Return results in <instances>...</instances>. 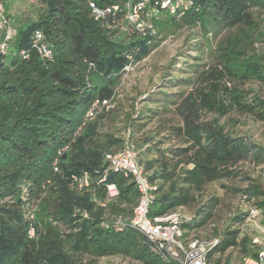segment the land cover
<instances>
[{"label": "trees", "instance_id": "16d2710c", "mask_svg": "<svg viewBox=\"0 0 264 264\" xmlns=\"http://www.w3.org/2000/svg\"><path fill=\"white\" fill-rule=\"evenodd\" d=\"M38 1V16L17 28L4 12L12 38L7 52L0 51V264H98L101 257L117 255L140 264H179L162 261L137 230L117 226L118 218L131 220L140 194L133 177L111 169L105 154L129 145L158 186L150 216L175 210L188 215L182 224L185 244L217 238L208 264H231L233 256L223 259L221 254L232 247L242 258L255 257L264 245L241 234L243 210L230 216L222 234L215 230L194 237L191 232L212 217L217 198L194 216L182 207L196 202L208 184L237 177L243 162L264 163V146L224 120L236 113L264 122V96L247 85H264V49L255 45L264 39L259 27L264 18L252 12L264 8V0H196L175 15L167 12L171 17L163 23L158 22L162 12L154 21L157 34L179 22L198 24L206 32L230 30L213 51L215 63L199 72L195 85L178 96L162 90V100L118 92L123 68L155 46V38L149 42L122 28L128 0ZM91 2L103 9L118 5L119 10L97 18ZM36 30L44 33L51 58L32 47ZM3 37L0 30V41ZM22 50L29 51L27 58ZM95 99H110L112 105L86 120ZM171 105L177 121L161 114ZM153 117L159 123L144 128ZM84 173L90 184L79 186ZM243 174L250 180L245 187H224L255 197L264 209L263 186L247 171ZM110 182L117 185L116 196L108 194ZM30 211L35 220L28 217ZM31 224L35 237L28 232Z\"/></svg>", "mask_w": 264, "mask_h": 264}, {"label": "rangeland", "instance_id": "374dc122", "mask_svg": "<svg viewBox=\"0 0 264 264\" xmlns=\"http://www.w3.org/2000/svg\"><path fill=\"white\" fill-rule=\"evenodd\" d=\"M3 5L4 12L11 15L13 24L17 28L18 25L38 16L40 2L38 0H4ZM252 12L256 19L264 18V8L253 7ZM170 17L171 15L164 11L158 22L163 23ZM259 27L264 30V22H260ZM229 32L230 30L225 27L218 28L217 32L212 29L206 32L198 24L188 25L182 22H179L178 25L168 24L164 31L158 30L154 40L155 46L151 51L139 61L132 63V68L123 73L118 92L121 96L141 94L142 98L148 96L146 99H149L151 96H156L162 100L165 97L162 90H166L170 94L176 93L177 96L183 90H190L195 85L199 72L208 65L215 63L216 58L213 51L218 42L225 38ZM255 45L263 50L264 39L256 42ZM172 76L173 82L169 81ZM92 77L96 78V75ZM247 85L259 88L264 96V85L259 82H248ZM142 101H138V108L142 106ZM170 108L171 110L161 114L165 118L177 121V115L173 112V105ZM231 115V118L228 116L224 118L229 125L234 123L241 134L246 132L252 140L264 146V122L236 113ZM158 123L159 118L153 117L152 121L144 128L155 127ZM240 167L241 173L237 177L208 184L204 191L198 195L196 202L182 207L186 213L194 216L199 207L210 202L212 197L217 198L212 217L205 226L192 231L191 236L208 237L215 230L222 234L230 222V216L239 209L246 213L245 220L238 225L241 234L248 235L252 241L254 238H258V244L264 245V209L258 208V199L234 193L224 187V184L245 187L250 181L243 174V171H247L250 177L258 179L264 188V163L247 160ZM252 211H256V213L253 214ZM180 240L184 241V238L180 237ZM227 255L233 256L231 264H239L242 258L238 247H232L221 254L223 259ZM98 264L140 263L130 257L117 255L101 257L98 259Z\"/></svg>", "mask_w": 264, "mask_h": 264}, {"label": "built area", "instance_id": "2783aa9c", "mask_svg": "<svg viewBox=\"0 0 264 264\" xmlns=\"http://www.w3.org/2000/svg\"><path fill=\"white\" fill-rule=\"evenodd\" d=\"M196 0H128L125 4L124 20L126 22L123 29L131 33H138L149 38L152 42L157 34L155 20L162 12L177 14L180 10L191 7ZM94 15L105 17L108 13H115L119 6L103 9L95 2L90 3ZM12 23L10 18L4 13L3 5L0 2V30L4 33L0 41V51L6 53L11 40ZM32 47H34L42 58H51L53 51L45 42V35L41 30H36L33 34ZM21 55L25 58L29 56L28 50H22ZM132 62L123 68V72L130 70ZM112 102L110 99H95L92 106L86 113V120L92 119L100 107L109 108ZM65 146L62 150L67 149ZM61 150V151H62ZM60 151V152H61ZM105 159L110 168L121 172L125 176H132L140 197L134 208V214L130 221L124 222L121 218L117 219V226L124 229L131 227L140 232L147 240L150 250L162 261H176L179 264H208V252L219 240L213 238L194 239L187 244L180 240L183 234L182 224L190 220V217L180 210L150 216V206L153 204L158 186L151 182L144 169L139 164L138 153L133 145H129L121 151L106 153ZM77 179V178H75ZM79 186L89 185L90 178L84 173L82 178L77 179ZM108 194L116 196L118 194L117 185L113 182L107 184ZM253 214L256 211H252ZM252 216V215H251ZM31 220H35L34 212L30 211ZM29 235L35 237L36 231L33 224L29 227ZM258 238L253 239V243H258ZM239 264H264V246L260 248L255 257L244 256Z\"/></svg>", "mask_w": 264, "mask_h": 264}]
</instances>
